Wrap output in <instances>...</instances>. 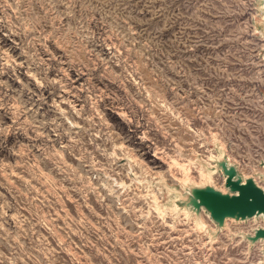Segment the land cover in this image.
<instances>
[{
	"label": "rangeland",
	"instance_id": "rangeland-1",
	"mask_svg": "<svg viewBox=\"0 0 264 264\" xmlns=\"http://www.w3.org/2000/svg\"><path fill=\"white\" fill-rule=\"evenodd\" d=\"M231 168L264 189V0H0V264H264L196 205Z\"/></svg>",
	"mask_w": 264,
	"mask_h": 264
},
{
	"label": "water",
	"instance_id": "water-1",
	"mask_svg": "<svg viewBox=\"0 0 264 264\" xmlns=\"http://www.w3.org/2000/svg\"><path fill=\"white\" fill-rule=\"evenodd\" d=\"M228 177L226 186L233 194H223L211 187L195 192L197 206H205L215 221L223 223L226 218L248 219L264 214V189L260 188L253 179L244 183L235 178L234 168L225 170ZM253 240L264 239V229L256 230Z\"/></svg>",
	"mask_w": 264,
	"mask_h": 264
},
{
	"label": "bare ground",
	"instance_id": "bare-ground-1",
	"mask_svg": "<svg viewBox=\"0 0 264 264\" xmlns=\"http://www.w3.org/2000/svg\"><path fill=\"white\" fill-rule=\"evenodd\" d=\"M201 175H202V177H203L205 180H210V179H212L211 174H210L209 172H201ZM260 217H262L263 222H264V215L261 214ZM254 218H256V217H253V219H254ZM238 221H240V222H244V220H242V219H239ZM262 255L264 256V250H263V252H262Z\"/></svg>",
	"mask_w": 264,
	"mask_h": 264
}]
</instances>
